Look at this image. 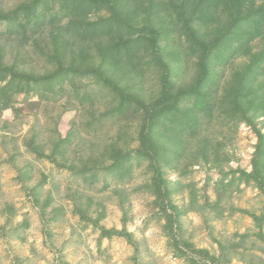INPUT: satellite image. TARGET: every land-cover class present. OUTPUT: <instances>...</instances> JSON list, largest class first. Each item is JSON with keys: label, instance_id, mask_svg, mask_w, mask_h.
<instances>
[{"label": "trees", "instance_id": "16d2710c", "mask_svg": "<svg viewBox=\"0 0 264 264\" xmlns=\"http://www.w3.org/2000/svg\"><path fill=\"white\" fill-rule=\"evenodd\" d=\"M0 38L18 49L8 59L9 43L0 44V115L11 110L18 116V104L35 97L36 104L63 102L49 154L40 145L41 130L32 125L26 145L37 158L68 169L87 190L98 189L100 182L98 190H106L112 180L125 183L135 165L146 162L151 175L145 186L155 194L154 205L165 213L169 243L181 255H189L181 249L178 234L185 210L172 195L186 184L166 175V167L177 161L183 177L198 164L220 166L218 199L205 206L221 217L226 212L251 214L264 228V212L251 213L222 201L234 190H242L241 183L254 184L264 194V131L257 121L264 116V0H24L8 9L0 7ZM30 60L42 62L44 72L28 65ZM73 110L69 129L61 132L62 115ZM243 122L258 137L252 170L227 171L222 165L230 160L225 148ZM107 125L115 127L116 133L98 138ZM215 126L228 127L233 135L211 137ZM87 134L98 140L88 139ZM76 140L80 149L85 147L79 164L67 157ZM19 170V178H24L27 170ZM45 181L44 177L39 185ZM37 187L31 193L42 203ZM116 191L126 221L127 195L123 187ZM191 193L193 199L197 197L194 188ZM83 197L79 191L71 196L73 210L100 229L99 242L124 236L135 244L125 226L101 225L104 211L93 217L92 205L83 203ZM86 197L93 202L92 196ZM51 202L49 193L40 205L44 217ZM6 210L11 216L0 229L5 236L22 238L28 219L5 233L15 216L10 205ZM64 214L63 206L53 207L47 220ZM184 244L190 252L205 255L206 260L199 259L202 264H211L210 257L218 260L207 250Z\"/></svg>", "mask_w": 264, "mask_h": 264}, {"label": "rangeland", "instance_id": "374dc122", "mask_svg": "<svg viewBox=\"0 0 264 264\" xmlns=\"http://www.w3.org/2000/svg\"><path fill=\"white\" fill-rule=\"evenodd\" d=\"M22 1L24 0H0V7L8 9ZM4 43H9V54L6 58L17 54L18 49L11 46L12 42L0 38V44ZM26 52L28 55L29 50ZM28 65L38 72L45 70L43 63L36 60H30ZM150 89L152 91L151 86ZM35 100L36 97L30 99V102L19 103L21 114L18 116L11 110H5L0 115V226L11 216L6 210L8 205L12 207L15 216L7 225L5 233H8V228L24 219H28L30 223L22 231V238L5 236L4 230L0 229V264H202L203 261L199 259L205 255L200 257L190 252L188 245L184 244L185 241L192 244L193 248L207 250L218 259L213 262L210 257L208 261L211 264H264V228L261 230L258 227L251 214L242 211L233 214L226 212L221 217L205 206L207 201L212 203L218 199L216 182L223 175L220 166L214 163L198 164L194 166L191 174L184 177L179 173L180 161L175 162L172 167H166L169 179L173 182L180 180L186 184L172 195L175 204L185 210L180 218L178 234L182 241L181 249L189 252V255H181L169 243L170 238L165 230V213L154 205L155 194L145 186L151 175L146 162L135 165L132 178L125 183L112 180L106 190H98L103 184L100 182L98 189L87 190L81 184L79 186L81 181L76 180L68 169L57 166L48 158L39 159L34 152L27 149L26 141L31 135L32 125L36 124L41 130L40 145L46 154L50 153L54 121L63 106V102L56 105L45 102L36 104L33 102ZM75 114L76 111L73 110L62 115L58 125L61 132L69 129ZM257 121L258 127L264 131V116ZM104 129L105 131L98 133V138L106 139L116 133V128L112 125H107ZM209 134L220 140L230 137L233 132L228 127L215 126L210 129ZM87 135L92 141L98 140L92 134ZM231 141L227 142L225 148L230 160L222 163L223 168L228 171L243 167L251 171L258 141L253 128L241 123ZM136 145L137 142L133 143V147ZM83 149L85 147L80 149L77 146L76 140L67 153L69 162L79 164L81 156L84 155ZM223 157L226 155L223 154ZM19 169L27 170L26 176L22 174L24 178H19V172L22 171ZM44 177L45 183L39 185ZM34 187H37L42 203L49 193L52 195L46 217L40 209L42 203H37L31 193ZM122 187L127 195L126 221L124 210L120 206L121 198L116 191ZM240 187L242 190H234L230 196H225L223 203L251 213H263L264 194L259 188L245 183H241ZM193 188L197 194L194 199L191 193ZM76 191L85 195L83 203H91L90 215L96 217L99 211H104L101 225L117 229L125 226L132 233L135 244L130 243L124 236L105 237L99 242L100 229L81 220L79 213L73 210L71 196ZM86 195L92 196L93 202ZM56 206H63L65 214L57 220L48 221V215L51 217V210ZM96 208L98 211H94ZM193 260L199 263H194Z\"/></svg>", "mask_w": 264, "mask_h": 264}]
</instances>
